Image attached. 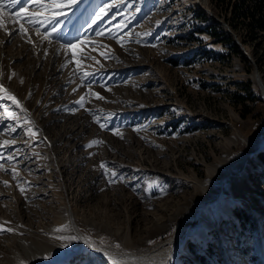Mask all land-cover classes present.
I'll list each match as a JSON object with an SVG mask.
<instances>
[{"label": "rangeland", "instance_id": "1", "mask_svg": "<svg viewBox=\"0 0 264 264\" xmlns=\"http://www.w3.org/2000/svg\"><path fill=\"white\" fill-rule=\"evenodd\" d=\"M240 1L80 0L55 24H24L27 34L14 13L36 5L6 2L0 18L12 35L0 29V85L19 105L0 92V144L9 141L0 147V226L13 229L0 233V264H17L24 239L54 264H113L58 238L54 229L71 230L66 208L101 249L144 253L210 193L222 196L207 215L222 218L211 228L206 216L191 221L176 264H264V148L254 146L264 135V32L254 40L236 20ZM106 3L115 6L89 27ZM238 160L241 176L225 191L227 164Z\"/></svg>", "mask_w": 264, "mask_h": 264}, {"label": "bare ground", "instance_id": "2", "mask_svg": "<svg viewBox=\"0 0 264 264\" xmlns=\"http://www.w3.org/2000/svg\"><path fill=\"white\" fill-rule=\"evenodd\" d=\"M257 76L259 75L258 74L255 75L256 78ZM259 84L262 86L263 95H264V85L261 83L260 79H259ZM254 146L257 148L259 147L264 148V135L262 137V140L258 144H255ZM243 162L244 161L242 160H238L234 163L230 162L229 164H227V168L225 172H228V175H227V180L223 186L225 191L226 190L230 191L229 187H227V183L230 182L231 179H233L232 181H237L238 177L241 176V168L243 167L242 166ZM230 185L231 183H229V186ZM223 194H225V192ZM221 196L215 193H210L206 196L205 201L190 204L187 208H185V210H183V214H184L183 218L180 220V223L178 224V227L174 235L169 240L162 243L158 247L144 253L135 252L130 254H121V253L109 251L107 249L106 250L101 249L96 244H93L90 241H88L87 238L78 230L76 224L74 223V217H73L74 215L72 214V212H70L68 208H66L67 210L66 219L69 221V223H71V230L70 232L69 231L66 232L67 231L66 230L58 233H61V235H64V237L75 236L80 243L79 246H82L79 249L89 250L97 255L106 258L110 262H113V260H119L121 264H173L174 262H175L174 264H176L177 255L180 249L179 247H180L181 237L186 232V229L191 221H193L199 215H201L203 218L204 216H206V220L208 222V224H206L207 225L206 227L211 228L213 227L214 223L216 224L215 220L218 219V217L219 220H221L222 218L220 217L221 215L217 217L216 216L217 213L213 215H207L211 210L213 211V206L210 203L212 201L218 202ZM173 220L174 217H170L169 220L159 223L156 227V230L158 232H161L164 231L165 229H168V227L170 226L171 222H173ZM55 230L56 229H54V231ZM15 237L16 239L19 238L18 232L17 235H15ZM21 244L25 249L23 250L25 255H20V254L14 255L15 257L14 260L16 261L17 264H23L25 262H29V264H54V262H56V259L53 257V255L49 253L50 251L47 252L46 250H40L39 248L35 247L36 245L34 246L31 242L27 241L26 239L21 241Z\"/></svg>", "mask_w": 264, "mask_h": 264}, {"label": "snow or ice", "instance_id": "3", "mask_svg": "<svg viewBox=\"0 0 264 264\" xmlns=\"http://www.w3.org/2000/svg\"><path fill=\"white\" fill-rule=\"evenodd\" d=\"M6 2L11 6L15 7L19 4L22 3V0H0V12H2L5 9ZM80 0H31V3L36 5V11L29 13L25 7L20 8V10L16 13H14L16 19L12 22L15 25H18V31L27 34L28 33V28L24 27V24H27L29 26L35 27L37 24H40L41 26H45V22L50 23V24H55L61 17H65L68 15L67 11L65 9H70L73 6L78 5ZM114 4L111 3H106L102 5L95 13H94V18L91 20L89 27H92L93 25L97 24L98 21L103 20L105 16L108 15V12L114 7ZM23 14V15H22ZM114 18V17H113ZM23 20L24 23H20V21ZM0 29H3L4 31L7 32L9 36L12 35V31H10L6 26H5V21L0 18ZM58 29L53 26L50 30L46 31L43 33V39H48L54 32H57ZM36 35L40 36L41 35V29L40 27L35 28ZM98 35H104L103 31H100L97 33ZM29 42L31 43V40L29 39ZM87 39L85 38L84 40H78L76 44H69L67 47L69 50H73L77 48L78 45L80 44H85L87 43ZM82 51V50H81ZM101 55H105L104 53H101ZM84 59H95L94 57H91L87 54L84 55ZM98 62V61H97ZM87 75V73H86ZM0 92L7 94V98L12 100L15 104L19 105V101L16 99L15 96L11 95L10 93H7V89L3 87V85H0ZM97 98L102 99V97H99L98 94ZM84 97H81V101H83ZM4 111L7 113L8 118L10 119H16L15 115L10 112L7 108L4 109ZM99 122V121H97ZM101 128H104L105 125L101 124ZM10 131H15L14 128H10ZM11 143H15L13 140ZM95 143V142H94ZM9 144V141L5 140L3 141L2 144H0V147H3V145ZM2 158V157H0ZM8 159L11 160L13 157L10 155L8 156ZM101 167H105V165L102 163ZM0 169H3V165H0ZM14 178L16 176V172L13 169L12 172ZM112 175H115V173H112ZM5 185L8 186V182L4 181ZM21 192H24V188L20 189ZM66 230V226H61L60 228H57L55 231L57 232H63ZM13 229H5L3 226H0V233L3 232H12ZM59 239H70V240H75L76 237H58ZM119 247V245H117ZM113 264H121L119 260H113Z\"/></svg>", "mask_w": 264, "mask_h": 264}, {"label": "trees", "instance_id": "4", "mask_svg": "<svg viewBox=\"0 0 264 264\" xmlns=\"http://www.w3.org/2000/svg\"><path fill=\"white\" fill-rule=\"evenodd\" d=\"M249 0H241L235 7L233 8V13L235 14L236 20L241 21H247V25L250 26V37L252 39L256 40L258 36H256V31H263L264 32V6L261 1L256 0L255 3H253L252 6H248ZM233 20V18L231 19ZM255 34V37H254ZM215 37H219L220 34L216 33L214 34ZM257 43V41H256ZM259 43H257L258 45ZM237 48V47H236ZM238 54L245 59L246 62H248V59L246 57H243L240 51H237ZM252 56L257 60V62L260 63V60L263 59L262 56L258 55L257 50L252 51ZM237 99L242 103L245 104V101H247V96L237 95ZM246 116L250 115L251 112H249V107L245 106L244 108ZM245 116V117H246Z\"/></svg>", "mask_w": 264, "mask_h": 264}, {"label": "water", "instance_id": "5", "mask_svg": "<svg viewBox=\"0 0 264 264\" xmlns=\"http://www.w3.org/2000/svg\"><path fill=\"white\" fill-rule=\"evenodd\" d=\"M248 58L251 59L254 63V60L252 59V57L249 56ZM255 73H257L259 75L258 68H257L256 64H255ZM259 77H260V75H259ZM261 83H262V81H261Z\"/></svg>", "mask_w": 264, "mask_h": 264}, {"label": "built area", "instance_id": "6", "mask_svg": "<svg viewBox=\"0 0 264 264\" xmlns=\"http://www.w3.org/2000/svg\"><path fill=\"white\" fill-rule=\"evenodd\" d=\"M245 53H246V55H247L248 57H249V56L251 57V55H249V53H248V52H245ZM248 57H247V58H248ZM248 59H249V58H248ZM252 59H253V58H252ZM250 60H251V59H250ZM251 62L253 63V61H252V60H251ZM253 64H254V66H255V62H254Z\"/></svg>", "mask_w": 264, "mask_h": 264}]
</instances>
